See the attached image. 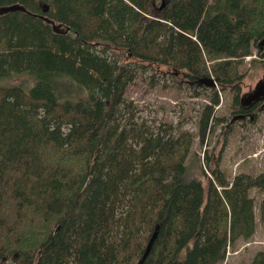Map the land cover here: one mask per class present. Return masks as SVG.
<instances>
[{
    "label": "trees",
    "instance_id": "obj_1",
    "mask_svg": "<svg viewBox=\"0 0 264 264\" xmlns=\"http://www.w3.org/2000/svg\"><path fill=\"white\" fill-rule=\"evenodd\" d=\"M16 2L32 14H0V264H138L155 231L141 264H216L254 235L256 207L264 227V171L228 180L208 163L215 182L202 166L192 173L197 135L181 120L150 126L126 95L140 71L154 79L166 66L210 90L201 138L222 122L213 116L218 89L247 111L243 63L253 47L264 53V0L0 6ZM252 189L263 194L258 203ZM248 264H264V250Z\"/></svg>",
    "mask_w": 264,
    "mask_h": 264
},
{
    "label": "rangeland",
    "instance_id": "obj_2",
    "mask_svg": "<svg viewBox=\"0 0 264 264\" xmlns=\"http://www.w3.org/2000/svg\"><path fill=\"white\" fill-rule=\"evenodd\" d=\"M54 25L58 30L67 28L56 22ZM256 53L257 48L253 47V54L245 58L243 63L246 74L241 93L254 88L255 83L264 74V62H261L264 53ZM253 57L260 59V66L251 65L250 61ZM155 73L157 74L153 79L152 70L140 71L136 79L126 88L127 98L138 104L139 119L146 120L150 126L155 127L163 121L177 125L181 120L182 129L197 135L187 156L188 167L192 173L202 166L207 175L206 179L213 180L211 171L207 170L208 163L213 167L219 165L224 169L228 180L233 179L235 174L240 172L255 174L264 171V109L257 111V118L248 117L246 120L231 121L233 114L236 113L233 91L230 89L220 91L217 86L220 103L214 106L213 116L221 119L222 122L208 129L201 138L198 120L205 105L209 103L210 90H204L199 85L190 87L186 79L183 78V81L177 79L174 72L166 66H162L161 69L156 68ZM14 78L16 80L12 82L19 81ZM212 123L214 125L215 121ZM202 175L204 176L203 173ZM251 195L257 203L263 196L256 189L251 190ZM256 216L254 235L250 239L239 238L234 245L229 246L228 257L216 264H248L256 251L264 250V227L259 221L257 207ZM7 264L13 262L8 261Z\"/></svg>",
    "mask_w": 264,
    "mask_h": 264
},
{
    "label": "water",
    "instance_id": "obj_3",
    "mask_svg": "<svg viewBox=\"0 0 264 264\" xmlns=\"http://www.w3.org/2000/svg\"><path fill=\"white\" fill-rule=\"evenodd\" d=\"M170 1L171 0H160L159 7L162 8L163 6L168 4ZM12 11H24L26 13L32 14V12L29 9H27L26 6H24L23 4L18 3V2L0 6V14L12 12ZM42 17L46 21L51 22L54 25L55 21L53 19H50V18L43 16V15H42ZM259 44L264 46V37L259 41ZM203 80L207 83V85H216V82H215L213 76H211V75L203 77ZM263 97H264V74H262V76L255 83V86H254L253 91L251 93H249V94L244 93L242 95L241 104L242 105L249 104L252 101L261 99ZM57 229L58 228H56V230ZM156 234H157V232L155 231L153 233V235L151 236V238L149 239V241L146 245L145 251H144L142 257L140 258L138 264H141V262L144 260V258H146V256L150 252V249H151L153 241L156 237Z\"/></svg>",
    "mask_w": 264,
    "mask_h": 264
},
{
    "label": "flooded vegetation",
    "instance_id": "obj_4",
    "mask_svg": "<svg viewBox=\"0 0 264 264\" xmlns=\"http://www.w3.org/2000/svg\"><path fill=\"white\" fill-rule=\"evenodd\" d=\"M264 48V46H262L261 45V49H263ZM253 91V88L252 89H250V90H247V91H243L242 93H241V95L239 96V103H240V107H242V108H244L245 110H247V111H238V112H236V113H234L233 114V118L231 119V121H234V120H236V119H239V120H246L248 117H250V119H254V118H257L255 115L253 116V110L252 111H248V110H250V109H256L257 111L258 110H262V109H264V97L263 98H261V99H258V100H254V101H252L251 103H249V104H245V105H242L241 104V97H242V95L244 94V93H246V94H249V93H251ZM236 109V108H235ZM234 109V110H235ZM257 114V113H256Z\"/></svg>",
    "mask_w": 264,
    "mask_h": 264
},
{
    "label": "bare ground",
    "instance_id": "obj_5",
    "mask_svg": "<svg viewBox=\"0 0 264 264\" xmlns=\"http://www.w3.org/2000/svg\"><path fill=\"white\" fill-rule=\"evenodd\" d=\"M39 80V79H38ZM99 97V96H98ZM97 99V98H96ZM108 99V98H107ZM94 100V99H93ZM70 128V127H69ZM71 130V129H70ZM72 131V130H71ZM6 184V183H5ZM12 195V194H11ZM1 198H2V195H1ZM16 199V198H15ZM11 202V201H10ZM1 204V203H0ZM23 205V204H22ZM36 208V207H35ZM21 213V212H20ZM24 213V212H23ZM146 248V247H145ZM7 261V260H6ZM5 261V262H6ZM8 262V261H7ZM13 264H14V262H13Z\"/></svg>",
    "mask_w": 264,
    "mask_h": 264
}]
</instances>
